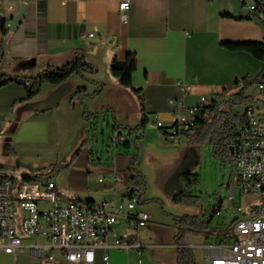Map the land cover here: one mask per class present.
<instances>
[{"label": "crops", "instance_id": "1", "mask_svg": "<svg viewBox=\"0 0 264 264\" xmlns=\"http://www.w3.org/2000/svg\"><path fill=\"white\" fill-rule=\"evenodd\" d=\"M120 1L0 0L1 75L32 78L48 67L69 63L76 56L97 70L95 74H83L84 79L71 75L60 85L43 84L38 95L21 103L26 96L24 88L7 84L0 89V109L9 117L0 118V127L6 120L44 123L47 142H57L61 137V144L68 151L77 145L86 129L84 111L98 115L93 120L110 116L118 128L133 129L139 125L143 110L147 123L133 136H141L135 142L138 157L134 164L146 183L140 201L157 206L160 202L166 218L157 221V214L152 219L144 207L139 208L149 216L146 228L132 234L123 225L114 227L123 243L139 247L128 252L115 248L96 250L93 264H176V229L171 218L199 214L198 210L172 203L173 197L182 191L179 175L186 170L184 162L194 145L184 138L170 142L155 128L154 120L170 124L175 115L188 119L187 111L198 106L200 98L212 100L229 91H239L241 87L234 85L236 77L248 75L252 80L259 75L261 62L246 53L229 52L221 44L261 43V29L260 34L251 33L255 26L250 17L263 25L264 22L248 12L240 0L245 14L238 15L223 0H129L126 22H121L117 12ZM21 7L24 20L12 31L7 25ZM88 34H93V38H86ZM129 53L136 61L131 83L141 90V107L138 97L109 74L110 62H123ZM98 85L103 87L97 96L74 97L77 88L92 95ZM180 86L187 87V92ZM114 133L118 134L113 130ZM125 162L128 167V158ZM100 176L106 178L103 189L107 196L97 201L91 199L92 203L117 202L126 197V181L122 197L116 196L115 167L97 178ZM32 242V238H25L24 248L14 256L0 251V264H69L57 249L44 251L43 259L30 257L27 246ZM47 253L53 255V262L45 260Z\"/></svg>", "mask_w": 264, "mask_h": 264}, {"label": "built area", "instance_id": "2", "mask_svg": "<svg viewBox=\"0 0 264 264\" xmlns=\"http://www.w3.org/2000/svg\"><path fill=\"white\" fill-rule=\"evenodd\" d=\"M243 7L258 15L264 22V0H241ZM129 0H121L118 18L126 22ZM85 38V36L83 37ZM93 38V34L86 35ZM185 93L188 88L180 86ZM264 91V83L258 84ZM210 99L202 97L198 106L189 108V118L174 116L170 124L157 118L154 126L167 140L176 143L192 135L193 116L197 108ZM245 123L237 128L233 139V164L236 174L234 186L228 189L229 206L215 213L228 220L230 230L222 235L217 245L201 248L202 264H264V104L245 108ZM1 126V125H0ZM113 144L126 140L114 133ZM14 187V180L0 176V251L14 256L24 248L23 240L32 238L28 255L43 259L44 251L60 250L69 264H93L95 251L115 248L128 252L138 244L123 243L114 227L123 225L136 234L147 227L149 216L136 210L137 198L127 194L121 201L89 204L76 200L61 202L56 197V186L49 176H30ZM98 183L106 178L98 177ZM115 180L110 182L114 189ZM238 192L240 204L233 205ZM242 203V204H241ZM44 206V207H43ZM47 262H53L47 253ZM107 260V255L103 256Z\"/></svg>", "mask_w": 264, "mask_h": 264}, {"label": "rangeland", "instance_id": "3", "mask_svg": "<svg viewBox=\"0 0 264 264\" xmlns=\"http://www.w3.org/2000/svg\"><path fill=\"white\" fill-rule=\"evenodd\" d=\"M223 2L234 9L235 15L239 12L245 14V11L240 9L238 0H223ZM230 11L228 8V13ZM250 20L255 26L251 33L260 34L261 29V43H264V25L256 18L250 17ZM255 77L250 81H253ZM257 86L258 84L254 82L243 90L244 96L249 97L248 105L250 106L264 104V91L258 90ZM233 92L240 91L233 90ZM226 109L224 105L222 111ZM243 111L242 108L236 107L232 113L242 114ZM4 117L8 119L9 116L0 109V118ZM113 125L114 122L110 116L106 120H90L86 129L82 131V138L78 140L77 145L67 151L61 144L64 141L61 137L57 139V142L53 139L47 142L44 123L29 121L15 123L6 120L0 127V176L13 179L15 188L26 177L49 176L56 186L55 195L59 201L76 199V201L86 202L91 199L97 201L107 196L103 189L105 183H98L96 178L97 175H103L115 167L118 174L116 196L120 198L125 191L123 182L128 178V167L125 161L133 153V143L129 140L130 148L118 142L113 144ZM117 132L123 137L127 136L123 128H118ZM233 154L232 145L228 146L224 159L215 157L212 147L207 142L192 146L184 162L186 167L184 172L197 176L196 184L190 189L194 198L190 200L193 202L191 205L180 206L198 210L199 216L209 206L221 202L224 212L225 207L230 204L226 200L228 189L234 186L236 180ZM239 204V194L236 192L233 205ZM141 207L149 212L152 219L156 214L157 221L166 218L156 204L140 201L136 209ZM222 224L227 225L228 220L216 217L210 227L214 228ZM152 225H155L154 222ZM229 230H220L216 235L209 237L204 234H185L181 242L183 246L190 249L193 262L202 264L201 248L219 244L223 241L222 235Z\"/></svg>", "mask_w": 264, "mask_h": 264}, {"label": "trees", "instance_id": "4", "mask_svg": "<svg viewBox=\"0 0 264 264\" xmlns=\"http://www.w3.org/2000/svg\"><path fill=\"white\" fill-rule=\"evenodd\" d=\"M241 1V0H240ZM242 3V1H241ZM230 17V16H229ZM240 19V18H235ZM221 47L229 52H242L250 55L255 60L263 64V68L259 75L253 81H250V76L236 77L234 81L235 87H241L240 92L229 91L224 96H219L216 99L209 101L207 105L197 108L193 116L192 135L189 138L191 145L207 142L213 150L215 157L224 159L227 154V148L232 145L237 128L245 123V108L248 106L249 97L244 96L243 90L247 86L256 82L261 84L264 82V43H222ZM2 48L0 45V63L2 60ZM136 67V61L133 54H127L125 61L118 62L113 59L109 64V74L117 82L118 85L127 89L132 94L136 95L141 103V90L133 87L131 77ZM96 68L87 64L81 56H76L71 62L60 67H48L32 78H20L4 76L0 74V89L7 84L13 83L24 88L26 96L19 103L27 101L38 95L40 87L43 84L60 85L65 82L71 75H77L84 79L83 74H95ZM102 85H98L97 90L88 95L84 88H77L74 97L81 99L85 96L95 97L101 90ZM220 99V101L218 100ZM226 105V111H222V107ZM242 108V114H233L234 108ZM83 120L87 127L90 120L96 119L98 115H90L86 111L83 112ZM147 123V119L141 110V120L138 126L133 129L123 128L127 137L132 140L133 153L128 157V168L130 175L127 178L128 194L133 195L140 202L141 197L146 189L145 179L142 174L135 170L134 164L138 157V149L135 142L141 139V136L133 137L138 131H142ZM119 125L114 123L113 130L118 131ZM84 143V141H83ZM124 147H129V141L122 142ZM197 176L191 173L182 172L179 175V183L182 191L175 195L172 199L174 205H191L194 196L190 189L196 184ZM24 179H29L28 177ZM87 203L92 204L91 201ZM157 203V202H154ZM162 212V205L157 203ZM221 202L213 206H209L199 216L183 215L181 217L172 218L173 225L176 229L174 243L176 247V264H195L192 260L190 249L183 246L182 238L185 234H204L206 236L216 235L220 230L225 231L230 229V225H218L211 228V223L216 218L215 213L221 209Z\"/></svg>", "mask_w": 264, "mask_h": 264}, {"label": "water", "instance_id": "5", "mask_svg": "<svg viewBox=\"0 0 264 264\" xmlns=\"http://www.w3.org/2000/svg\"><path fill=\"white\" fill-rule=\"evenodd\" d=\"M23 20H24V10L23 7H21L19 13L11 19L7 27L12 31H16L22 25Z\"/></svg>", "mask_w": 264, "mask_h": 264}]
</instances>
